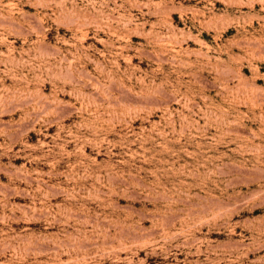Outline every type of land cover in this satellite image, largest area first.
<instances>
[{
    "label": "rangeland",
    "instance_id": "1",
    "mask_svg": "<svg viewBox=\"0 0 264 264\" xmlns=\"http://www.w3.org/2000/svg\"><path fill=\"white\" fill-rule=\"evenodd\" d=\"M0 264H264V0H0Z\"/></svg>",
    "mask_w": 264,
    "mask_h": 264
}]
</instances>
